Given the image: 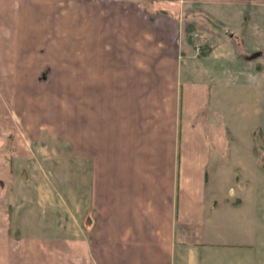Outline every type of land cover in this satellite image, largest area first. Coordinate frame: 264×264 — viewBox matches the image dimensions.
<instances>
[{
  "label": "rangeland",
  "instance_id": "rangeland-1",
  "mask_svg": "<svg viewBox=\"0 0 264 264\" xmlns=\"http://www.w3.org/2000/svg\"><path fill=\"white\" fill-rule=\"evenodd\" d=\"M173 46L181 53L179 80L189 86L178 97L187 102L198 85L210 92L195 122L213 152L205 190L216 193L217 206L236 205L228 215L233 238L257 209L264 223V6L218 0H0L1 220L12 223L18 206L40 203L35 192L50 188L63 195L56 204L66 209L56 179L87 174L76 154L89 132L83 127L112 123L105 117L112 112L107 82L158 84ZM104 62L120 64L122 72L97 71ZM138 90L133 113L160 111L172 94L157 86ZM54 204L49 199L47 207ZM83 217L91 226V212ZM216 225L223 230L222 220Z\"/></svg>",
  "mask_w": 264,
  "mask_h": 264
},
{
  "label": "crops",
  "instance_id": "crops-1",
  "mask_svg": "<svg viewBox=\"0 0 264 264\" xmlns=\"http://www.w3.org/2000/svg\"><path fill=\"white\" fill-rule=\"evenodd\" d=\"M218 1L264 6V0ZM153 24L148 25L150 34ZM180 55L173 46L164 56L162 65L170 73L158 84L152 78L107 82L105 103L112 105V112L105 111V117L112 123L83 127L91 133H83L87 137L81 154H76L82 170L87 163V174L83 170L84 178L56 179L57 189L68 197L66 209L56 204L63 195L56 196L50 188L35 192L40 203L19 204L12 223L0 219V264H264V223L258 209L233 238L228 215L236 205L217 206L216 193L205 190V169L213 152L195 122L211 97L200 85L189 92L187 102L178 97L189 87L179 80ZM104 65L96 66L97 71L122 72L120 64ZM153 86L169 89L171 98L162 102L160 111L133 113L130 109L139 103L135 93ZM120 103L122 111L117 109ZM187 130L197 142L189 141ZM49 199H55V207H47ZM87 211L91 226L83 217ZM68 215L71 222H66ZM219 219L223 232L216 225Z\"/></svg>",
  "mask_w": 264,
  "mask_h": 264
},
{
  "label": "trees",
  "instance_id": "trees-1",
  "mask_svg": "<svg viewBox=\"0 0 264 264\" xmlns=\"http://www.w3.org/2000/svg\"><path fill=\"white\" fill-rule=\"evenodd\" d=\"M190 25H187V31H189L190 30V27H189Z\"/></svg>",
  "mask_w": 264,
  "mask_h": 264
}]
</instances>
